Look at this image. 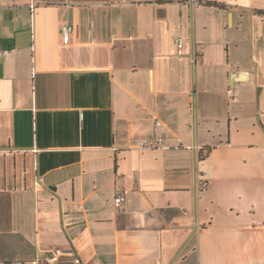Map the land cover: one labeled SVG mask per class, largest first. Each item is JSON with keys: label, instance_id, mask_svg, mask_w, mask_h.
<instances>
[{"label": "crops", "instance_id": "crops-1", "mask_svg": "<svg viewBox=\"0 0 264 264\" xmlns=\"http://www.w3.org/2000/svg\"><path fill=\"white\" fill-rule=\"evenodd\" d=\"M0 51V264H264V0H0Z\"/></svg>", "mask_w": 264, "mask_h": 264}, {"label": "built area", "instance_id": "built-area-1", "mask_svg": "<svg viewBox=\"0 0 264 264\" xmlns=\"http://www.w3.org/2000/svg\"><path fill=\"white\" fill-rule=\"evenodd\" d=\"M34 8V5H31V9ZM73 29L71 25H65L60 30V36L62 44H68L70 42V36ZM177 47V53L182 54V39L178 38L175 41ZM7 54V51H0V57H4ZM231 95V93H228ZM159 145L157 139L151 140H139L136 142L135 146L138 149H153ZM126 191H117L114 198V205L116 208L120 209L122 203L125 200ZM6 264H26L22 261H9ZM29 264H82L78 254L72 250H62V249H53V250H42L35 256L34 259Z\"/></svg>", "mask_w": 264, "mask_h": 264}]
</instances>
